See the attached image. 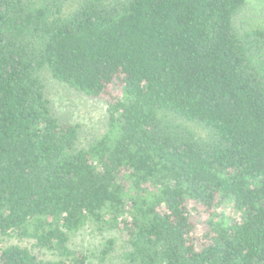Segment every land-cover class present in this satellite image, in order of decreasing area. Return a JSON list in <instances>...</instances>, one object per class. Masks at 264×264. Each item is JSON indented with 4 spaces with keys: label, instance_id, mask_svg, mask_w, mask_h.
<instances>
[{
    "label": "trees",
    "instance_id": "1",
    "mask_svg": "<svg viewBox=\"0 0 264 264\" xmlns=\"http://www.w3.org/2000/svg\"><path fill=\"white\" fill-rule=\"evenodd\" d=\"M257 1L0 0V264H264ZM55 85L107 103L86 146Z\"/></svg>",
    "mask_w": 264,
    "mask_h": 264
},
{
    "label": "rangeland",
    "instance_id": "2",
    "mask_svg": "<svg viewBox=\"0 0 264 264\" xmlns=\"http://www.w3.org/2000/svg\"><path fill=\"white\" fill-rule=\"evenodd\" d=\"M253 0L255 6L245 16L246 27L259 23V5ZM250 12L254 15L250 19ZM257 17V18H256ZM52 106L61 121L77 125L81 131L80 146H86L92 134L98 130L106 121L107 103L101 99H92L75 93L63 86H53L50 91ZM227 214H234V211L225 207ZM112 233L108 230H100L97 227H88L73 238L72 247H76L87 253L90 257L89 264H101L100 254L106 239ZM103 264H116L112 257Z\"/></svg>",
    "mask_w": 264,
    "mask_h": 264
}]
</instances>
